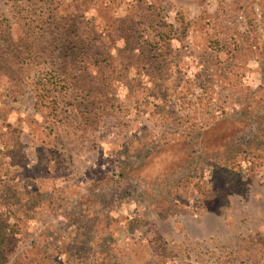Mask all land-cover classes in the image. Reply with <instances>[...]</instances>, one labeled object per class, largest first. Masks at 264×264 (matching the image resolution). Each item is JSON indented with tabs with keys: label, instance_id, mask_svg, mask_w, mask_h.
I'll return each instance as SVG.
<instances>
[{
	"label": "rangeland",
	"instance_id": "obj_1",
	"mask_svg": "<svg viewBox=\"0 0 264 264\" xmlns=\"http://www.w3.org/2000/svg\"><path fill=\"white\" fill-rule=\"evenodd\" d=\"M143 2L176 25L144 55L166 68L149 75L144 61L142 76L116 78L106 117L72 113L52 132L59 118L32 108L30 78L14 99L0 77V208L20 229L7 264L27 252L34 264H264V153L254 172L223 178L227 201L204 177L215 159L246 167L242 143L264 128V0ZM119 3L94 22L137 20ZM54 136L52 159L37 146ZM166 199L179 203L160 212Z\"/></svg>",
	"mask_w": 264,
	"mask_h": 264
},
{
	"label": "trees",
	"instance_id": "obj_2",
	"mask_svg": "<svg viewBox=\"0 0 264 264\" xmlns=\"http://www.w3.org/2000/svg\"><path fill=\"white\" fill-rule=\"evenodd\" d=\"M113 1H116L117 7L120 6L121 0H8L9 16L0 15V77L8 78L11 82L4 92L15 99L17 94L27 91L24 81L30 78L28 87L35 99L34 102L31 100L32 108H45L49 114L59 118L50 125L52 132L72 113L87 121L88 114L92 112L101 119L106 117V101L115 95L118 88L114 80L128 74L131 77L134 74L142 76V62L148 61L149 75L164 74L166 65L163 69L158 66L155 68V58L164 59L159 55H144L149 52L147 46L151 49L165 48L166 38L174 35L166 30V26L176 25L166 21L160 16V11L150 6L153 4H145L143 0H131L139 8L138 14L134 16L137 20L130 15L114 16V21L106 28L94 22L99 13L107 16L103 10ZM108 9L114 10L113 6ZM86 11L88 32L83 31L87 26L83 21L87 17ZM261 14H264L263 11ZM121 18L124 20L121 21ZM106 29L108 33H105ZM139 37L144 39L142 47H139ZM113 51L117 54H113ZM34 67H42L43 72L34 70L32 75ZM47 93H51V97L45 100ZM79 118L76 119L79 121ZM50 138L46 136V140ZM58 140L59 137L54 136V140L46 141L45 145L39 144L37 149L54 159L55 154L51 149L57 147ZM242 146L247 149L242 157L246 167L239 163L240 169L233 171L227 169L223 161L215 159L210 162L211 167L204 176L207 186L215 190L214 194L226 201L228 197L225 192L217 188L226 183L231 184L241 171L247 175L257 169L255 166L260 164L256 161L262 158L258 153H264V128L258 131L252 141L242 143ZM252 147L256 149L251 151ZM199 149L203 150V147ZM204 152L206 154L209 151ZM23 157L25 159V155L20 159ZM203 173L206 174L205 169ZM178 203L166 199L164 204L156 205L155 208L165 212L175 209ZM10 217L8 212L0 208V264H7L20 239L18 224L10 223ZM16 261L15 264H34L29 252L19 255Z\"/></svg>",
	"mask_w": 264,
	"mask_h": 264
}]
</instances>
